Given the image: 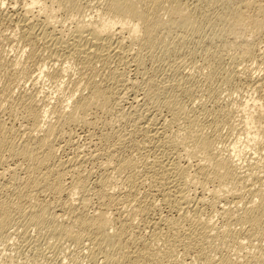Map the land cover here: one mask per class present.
I'll list each match as a JSON object with an SVG mask.
<instances>
[{
  "label": "rangeland",
  "instance_id": "rangeland-1",
  "mask_svg": "<svg viewBox=\"0 0 264 264\" xmlns=\"http://www.w3.org/2000/svg\"><path fill=\"white\" fill-rule=\"evenodd\" d=\"M105 1L106 0H70V2H73L71 4L80 8V9L78 8L80 13H78V14L73 13L75 16V18H74V16L72 15V12H70L71 9H69V7H67V8L65 7L66 10L67 9L69 10V12H68L65 10L64 6H61L60 8L58 6L56 8L57 5L53 4L52 6H54V7H52V8H54L55 11L53 12L52 8H50V10H49L50 12L51 11L53 12V15L51 14L52 12L50 13L49 11H44L45 14L43 13V11H42L43 14L41 12H36L37 11L36 8L33 10L34 13H32V11L29 13V12H26V9H24V7H25L24 5L26 3V0H24V1L23 0H0V3L3 2V5H4V6L0 5V11H1L0 12V53H1L0 59L1 60L3 59L2 61L0 60V62H1L0 63L1 64L0 65L1 66L0 67V100H1L0 101V103H1L0 104V122H1L0 124L5 126V128L7 127L9 135L10 136L12 135L11 140L16 139L17 142L16 141H13V142H15V144L17 146L19 145L18 147H21L22 145H27L28 143H29L27 145L28 147L33 145V143L35 144V142H36L35 140L30 141V140H28V137L26 138V136H28L27 135V132H28L27 129L30 126L32 127V124H31L32 120L30 119L31 116L28 115V109L29 108L27 106H29V105L35 106L36 105L35 108L38 109L37 111L39 113H41V115L44 114V110H45V112L46 111L47 112H46L45 117L41 116V118L38 119L39 123H37L38 126H37V128L35 127L36 129L33 132L34 136H35L33 139H36V135H37V138H39L45 134V133H43L44 128H45L44 125H46L47 122L49 121L50 123H52L55 126V129H56L55 132H53V134L51 136L49 135L50 138L52 139L50 141L52 142V145H54V147H55V149L53 148L54 149L53 151H55V153L53 152L54 153L53 161H51L54 164V167H56L55 165H57L60 161L62 163L65 162V164H66L68 162L67 160L69 158H72V157L74 158V161L73 160L70 161L72 164L70 162H68L69 164L67 163L70 168H68V165H67V167L65 165V167H63V168L58 167V169H60L61 171L63 170L64 176H65L63 178L64 182H62L63 186H64V188H63L64 192L61 191L58 194H54V193H51V191H43L42 192V191L36 190V193L35 192L32 193V191H33L32 188H30V189H32V190H30L29 188H26L24 186L25 189H22L23 188L22 186L24 185L23 183H25V180L28 179V177H29V173H30L29 167H31L30 163L32 164V162L27 161L24 158L19 157V156H17L16 158L13 156H10L5 151H3L5 156L3 155V153H0V162H1L0 163V166H1L0 171L2 170L3 173L5 174L3 176L2 175L0 176V186H1L0 192L3 191V193L1 192L2 195L0 194L2 197L1 198L2 200L1 199L0 200L2 202L3 199L6 198L5 196L8 194L7 199H8V197H10L9 200L6 199L3 202H5V201H7L6 203H10V202L12 203L13 202V204L15 203L14 206L18 202V204L15 207L12 204V206L14 208L17 207V209L21 204V207H19V209H21V210L18 209L17 210L18 212L16 211V209L11 210L10 214L13 217L10 215L11 220H10V223L8 225V229L6 228L5 231H3L0 234V264H102V262H101L102 259L100 256L101 253L94 251L95 249L94 250L89 249L88 248L89 243L87 244L88 240L87 241L84 240V242L82 241L83 243L81 242V244H83L85 246L81 245L80 243H78L77 245H79V246H77L75 242L72 243L73 241L70 242L69 239L66 240L67 238H65V237L63 238V236L61 237V236H59V234H56V233L54 234V232L51 233L52 231L50 229V226L47 227V225H43V226L37 225L36 223H33V221H31L33 212L35 213L36 210H38V208L41 207V205L43 206V204L46 203L45 206L47 205V208L48 207L49 208L47 209L48 211L45 212V213L48 212L47 213L48 215L44 214L45 215L44 219H46L47 222L50 223V221L53 219V217H55V219H56L55 221L57 223H62V222H64V223L68 222L69 223L70 220L69 221H67V220H68V218L70 219V216L72 215V213L70 210H68V212H67V209H70V207H68L66 205H67V203H72L73 201L74 202L72 203V205L74 207H78V210L83 211L82 212L83 214H85V215L88 214V217H89V215L90 216H91V214L93 215L95 210L100 208L101 204H102V206H101L102 208L106 205L105 202L101 203L102 200L99 197L100 196L99 192H100V194L116 193L117 195L120 196V198L122 197L120 202H118L120 199L118 197V201L113 202V203H109L108 205H106V207H104L108 210L109 214H110V211L113 209L111 211L112 215L111 214L109 215L110 220L113 223V226L115 228L118 227L119 226L118 224H120L119 222L121 221V218H122L121 222H124L123 220L131 219V220H129L130 225H127L128 226L127 229H129L128 234H127V239H128V243H129L128 246L132 245L129 248L131 249V251L139 249V248H144V243H147L146 245L149 246L150 251H154L155 253H156V250L160 251L159 252L160 255L158 252L156 254L157 256L155 255L158 260H162V257H163V260L159 261L160 263L156 262L157 264L158 263L159 264H161V263L162 264H168L167 261L169 258H170L169 260H171V262H170L171 264H204L205 263L204 259L199 257V256H201L200 250H199L200 246L197 245V243H195V242L193 243V240L191 238L189 239L188 238L189 236L186 235L187 233H185V232H188V229H191L190 226L192 227V225H194V223H196V222H193V220H195L194 218H196V217L198 219L200 218L202 220V222L203 221L206 222L209 219L212 223V224H210V226L212 227L210 229H212L214 232L210 229L209 230L211 231V234L213 236L211 238V239H213V240H211V241H213L212 244L215 245L214 246L215 248L217 247L212 254L215 256V258H217V257H219V255H223V254H228V255H233V254L234 255L235 254L241 255V254H243L245 256V258L242 255L241 256L244 258V260L246 258H247V260H249L253 255L254 256H255V254L257 255V250H259V249H257V247H255V248L253 247L257 243V241H253L255 239L252 238L249 240H245L246 246L243 245V247L237 248L236 246H233L232 244H230V242L228 243V245H227V243L222 244V242H220L222 240L220 238H222V237H219L222 235H220V234L218 235V233H220L219 230H221L224 226V220L222 218L221 213L225 208H228L231 206L233 207V205L235 203L234 200H232V198H229V197H228L229 199L227 198V200H225L226 198H222L221 195L216 196L214 199V197L212 196L213 194H212L211 188H213L212 186L215 184V182L213 183L212 181L210 182L208 180L207 181L205 180L206 181L205 182L204 178L202 176H198L196 174V171H195L196 170L195 169L196 168V166H195L196 162L195 161L198 159L195 157H190V158H189V156L187 157V154L185 153L184 147H186L185 146V142H186L185 139L187 137V135H185V134H187L188 131L191 129L195 130V131L197 130L203 134L205 132L206 133L205 135H208V136L211 135L210 136L211 138L214 137L213 140L214 139L216 140V141L214 140L215 145H216L215 147L219 148V150L217 148V153L221 152L222 154H226V155L228 154L227 152H228V149H230L229 148L230 145L237 138L242 136L240 139L247 140L246 136H245L246 134H244V133L245 132L247 133L248 132L247 130H249V129L247 126L245 127L246 124H244L246 122L245 115L247 116V114L251 113V112L254 113V111H255L254 109H256V111H257V108L260 105H262V110L264 111V89H263L264 88V85H263L264 84V82H263L264 81V29L263 30L258 29L256 31H251L247 27L248 29L244 28L241 30H234L237 32L233 33L232 31L231 32L228 31L225 28V26L222 27L224 25L223 22L225 23V18L223 16H225V17L227 16L225 14L226 10L228 9V11H231L232 9L234 10L236 8L240 9L241 7H242V9H244V7H243L244 0H231V2L233 4H230L229 0H228L229 2L226 0L225 1L221 0L220 3L218 2L220 0H213V3L210 2L209 0H202V1L196 0L198 3L195 0H181L182 3H180V1L178 0V4L179 5L181 4V7H182V4H183V6H185V7H183V9L185 8L186 10H188L189 7L191 9L193 8L192 9L193 11L189 8V10L187 12L191 11L189 13L192 14V16H191L192 19H195L192 21H193V26L194 27L196 26L195 27L196 29L192 28V30L189 33L187 30H184V29L179 30L178 29V30H176V33H175V31L171 32V34L169 33L170 36H168V34L166 35L165 33H163L162 37L164 36L163 39H164V42L166 41V44L165 45L164 44L163 45L162 44L156 45V47H153L156 50L152 51L153 48L149 49L151 52L148 50H143L142 46H140V44L138 45L137 42H131L130 43V40L127 38V34H126V35H124L125 38L123 39V40H125L127 38L125 41H123L124 42L123 46H125V48L123 47L122 51L120 50L121 52L118 53L119 56H117L118 54L113 55L114 56V57L112 56L113 59L111 58V56H110V58L109 57L107 58L106 56H100V57L97 56V57L91 58L92 63L90 60L88 66H85L83 64L80 65V59H79L78 53L75 52L73 54L72 48H71V50L70 49L68 50V48H70L71 45L67 44V41H65V40L69 39L70 37H73V34L75 33V30H76L75 25L77 24V21L82 20V17H83V19H86V18H90L94 15L93 19L95 18V21L98 23L100 21H102L101 19H103V18L106 19L107 15H105L104 10H103L105 7L104 5L106 3ZM254 1L258 2L259 0H254ZM261 1L262 0H260L259 3H264V0H263V2H261ZM237 2H238V4H237ZM241 2H242V4H241ZM201 3H203L202 4L203 6L201 5ZM204 3H206V4L204 5ZM211 3L213 4L214 8L211 5ZM239 3L241 5H239ZM50 4L51 3L49 2L48 5H50ZM193 4L195 5L196 8L194 7ZM196 4H198V5H196ZM215 4H216V11L217 12L214 11L215 10ZM165 5H167V3H165ZM221 5H222L224 11L222 10ZM9 7H10V9H9ZM199 7H200V9H199ZM205 8H207V9H205ZM250 8H248L247 11L249 13L248 12L247 13L249 15H250V13L256 14V10H255V12L254 11L252 12V10L255 9V6L250 7ZM209 10H210V12H209ZM244 10H246V9H244ZM24 11L27 13V15H26V13L24 14ZM206 11H208V12H206ZM47 12H49L50 14L48 13L49 14L48 15ZM192 12H194V15ZM221 12L223 14H221ZM96 13L100 18L96 15ZM101 13H102V16H101ZM208 13H209V15H208ZM218 14H219V16H218ZM32 15H33V17H32ZM78 15H79V17H78ZM214 15L216 16V18L214 17ZM193 16H194V18H193ZM203 16H205V18H203ZM45 17L47 19H45ZM80 17H81V19H79ZM200 17H201V19H204V20H201ZM209 17H211V19L212 18H215V19H213V20L209 19L210 20L209 21L208 20ZM31 18H33V20ZM25 19H26V21H25ZM27 20L29 21V24H28ZM17 24L19 26H17ZM27 24L30 25V27H31L29 29L30 32L32 31L31 37L30 36L26 37L27 34H26L25 30L28 27ZM46 24H48L47 26H49V27H47ZM31 25H34L35 29ZM21 26H22V29L20 28ZM31 29H33V30H31ZM22 30H24V31H22ZM60 30L62 32H64L65 35ZM43 31L46 33L47 32L49 33V34H47L48 35L47 38L42 37L44 34ZM177 31H179V32H177ZM182 32L185 34H183ZM180 33H182L183 35ZM50 34H52V36L54 35L53 38L57 39L58 42H56V40L55 41L49 40ZM40 35H41V37H40ZM213 35H215V36L213 37ZM60 36H62V37H60ZM65 36H66V39H65ZM166 36L169 38V40H167L168 38ZM22 37H24V39ZM60 38H62V39H60ZM71 41H72V38H70L68 40L69 43ZM47 42H49V43L47 44ZM55 42H56V44H55ZM64 42H65V45H64ZM127 42L130 44H128ZM52 43H54V44H52ZM59 43H60V46H58ZM132 43H134V44H132ZM167 43H168V45H167ZM31 44L33 45L32 47H31ZM125 44H127L130 48L128 47V49H127V45H125ZM243 45H247L250 48L251 52L249 54L245 55L241 51ZM63 46L65 48L68 47V48H66L67 50L64 49ZM162 46L166 47V48L164 47L163 51L161 50L163 48ZM239 47H241V49ZM137 49L139 52L137 51ZM165 49H167L168 51H166ZM144 51H145V53H144ZM146 52L148 53V55ZM149 53L152 54L153 56L149 55ZM141 55H142V57H141ZM134 56H137L138 58L140 57L139 58L140 61L138 59V61L136 63L134 60H132L134 58ZM100 61H101V63H100ZM139 62L140 63L143 62V63L140 64ZM134 66H135V68H134ZM62 68H66V70L64 69L65 73L62 71L63 70ZM81 68H83V69H81ZM224 70L225 71L228 70L231 72L226 71V73H225ZM117 71H119L120 73ZM39 72H41V73H39ZM53 72H54V74H53ZM57 73H61V75L59 74V76H58ZM92 73H93V75H92ZM227 73H233V74L231 75V74H227ZM38 74H41V76H38ZM49 74H51V75H49ZM94 74H95V76H94ZM85 75H86V77H89V75H90L89 80L90 79L93 80L94 83L99 88L102 87L100 89L108 88V89H105L108 93H112L113 91L115 92V93L113 92V94H111V99H110V100H112V103L110 101V104H112V106L110 105V108L112 107L114 109L115 113L114 112L112 113V111H113V110H111L112 108L110 109L111 111L109 113H107V111H105V110H102V109L100 110V108H93L95 110V112L92 109V111H91L92 115L87 116V115H90L91 112H89L87 115H85L86 113H84V115H82L83 113L80 112L79 110H77V112L74 111L76 114L73 112V114L71 115L72 118L71 119L69 118L70 123L67 124L68 122L63 121L64 119L66 120L65 117L61 118V119H58L56 117V115H55L56 113L54 112V108H57L58 106L61 108L62 105L65 106L66 105L65 101H67L66 98H68L66 96H70V95L74 94L72 96V99H70V103H69L70 106H73V107L75 106V104H73L75 101L80 100L84 96H88V94L90 93V90H89V87H87V81H89V80L86 79ZM113 75L116 77H113ZM177 75H178V77H177ZM184 75H186V76H184ZM228 75H230L232 77H229ZM233 75L235 76L234 78H233ZM109 76H111L110 80L113 77V79L111 81L108 78ZM224 76H226V77H224ZM227 76L229 77V80H227L228 79ZM36 77H40V78H38V80H36ZM106 77L109 80L108 82H107ZM120 77H121V79H120ZM180 77L182 79L184 78L183 79L184 81H181L182 79ZM174 79H175V81H174ZM230 79H232V80L234 79V80L232 81ZM149 80L150 81L152 80V82L150 83ZM171 80L174 81V83L179 81V84H177L178 86L174 85L173 86L174 88L173 87H171V88L167 87L165 89V92H168V94H169L168 96H172V98L174 100L173 102L176 103V104H174V106L176 105L175 110H174V112L177 114V117H175L176 119L172 116V114L170 112H168L162 106V105H164L162 103L165 100V97L167 96V94L164 93V96L166 95L165 97H163V96L159 97L158 96V98H156V96L153 95L154 92H156L160 89L159 87L167 86L171 82ZM62 81H64V82H62ZM33 82H34V85H33ZM59 82H62V84ZM84 82L86 83V86H85ZM146 82H148V83H146ZM228 82H230L231 84ZM180 83H182V84H180ZM60 84H61V86H60ZM101 84H103V85H101ZM118 84H120V85H118ZM146 84L148 85V87L146 86ZM110 86H111L112 90H111ZM184 86H187V87H184ZM157 87L159 89H157ZM257 87H259V88H257ZM85 88H87V89H85ZM109 88H110V90H109ZM115 88H116V90H114ZM153 88L156 91L155 90L153 91ZM87 90L89 92H87ZM117 90H118V92H117ZM151 90L153 91V93H151ZM142 91L149 93V95L147 96V98L149 99L148 101H147L145 94H143ZM175 92L176 93L179 92L177 94H178V97H180V98L176 97L177 95L175 94ZM21 95L24 97V99H23V97L21 99ZM81 95H82V97H81ZM112 96H114V97H112ZM119 96H120V99L117 100V98H119ZM151 96H152V98L154 96L155 97L152 99ZM37 97H41V98L37 99ZM144 98H146V99H144ZM160 98L161 99L163 98V99L161 100ZM166 98H169V97H166ZM176 98L179 99L180 102H178V100ZM20 99H21V102H20ZM28 99L30 101L31 100L32 101L30 102V101H28ZM34 99L36 102L34 101ZM254 101H256V102H254ZM113 102H116V103H113ZM156 103L157 104L159 103V105H157ZM25 106L27 107L26 109L22 108ZM256 106H257V108H256ZM176 107H178V108H176ZM48 108H49V110H48ZM69 108H71V107H69ZM156 108H157V110H155ZM181 108H183V109H181ZM40 109L42 110V112H40L41 111ZM140 109L142 111H140ZM145 109L147 112L149 111L150 113H152L154 111L153 113L158 112L156 114H158V115L160 114L159 116L156 115V119H157L158 123H156V122L153 123V125L157 124L156 126H154V128L156 127V129H158L161 126L158 129L159 130V134H158L159 136L155 137V138L160 140V142H158V143H157V141H159V140H157V139L154 140L155 138H153V140L147 139V137H146L147 135H146V133H144V131H145L144 128L142 129L141 126L138 124V121H136L137 118H138V120H139V118H141V115H140L141 113L143 115L144 114L143 112H146ZM150 109H152L153 111H151ZM176 109H179V110H176ZM202 109L203 110L205 109L206 110L205 112H207L208 115H206V113ZM66 110L69 112L68 107ZM97 110H100V111L97 112ZM191 111H193L194 115L199 113L198 115H195L196 119H195V122L193 125H189L187 123L186 119H184L185 117H188V115H190V114H191L190 115L191 117L194 116V115H192L193 113ZM256 111H255L254 115L256 114ZM99 112H100V114H99ZM118 112H119V115L117 114ZM201 112H204V113H201ZM25 113L27 114L26 115L27 117L29 116L28 118L25 116ZM95 113H96V115H95ZM121 113L125 116L122 117ZM187 113H188V115H187ZM209 113H210V115H209ZM74 114L76 115V117ZM97 114H98V116H97ZM104 114H105V116H104ZM108 114H112V115L110 116ZM99 115H100V117H99ZM136 115H138V117ZM183 115L184 116L187 115V116L184 117ZM85 116H86L85 119L90 121V122H92L93 120L96 119L95 116L97 118H100V119L102 118V119L101 120L99 119L98 120L99 122H95L94 125L92 124L89 126V124L84 123V121H83L84 119H79L80 117L82 118ZM93 116H94V118H93ZM130 116L131 117L134 116V117L131 118ZM196 116H198V117H196ZM109 117L111 118V120ZM261 117H262L261 119H258L261 122L256 121L258 124L255 122L257 125L256 127L258 128V131H259L258 132L259 136H257V143H258V140H259V143L257 144L255 142L254 143L255 145H254L251 142V144H252L251 145L249 142L246 144L245 140H243V143L241 141H240V143L239 142L237 143V146L242 150L239 153L240 158L237 161V164L240 163L238 165H240V167H242V168L238 169V171H240L239 173L241 175L248 174V176H245L246 180H248V181H245V183H247L248 186L250 185V187H248V186L247 187L251 188L252 189L251 191L255 190L258 187L257 185H258V182H260V180L264 181V166H263V163H264V115H262ZM27 119H29L31 121H29ZM72 119H74V120H72ZM105 120H107V121H105ZM108 120L111 123L108 122ZM198 120L200 121V123L198 122ZM73 121H75L74 124L72 123ZM163 121H165V122H163ZM175 121H177V122H175ZM61 122H62V124H61ZM103 122H105V123L107 122V123L104 124ZM196 122H198V124H195ZM134 123L136 126L135 128H137V129H134V125H133ZM185 124H186V126H185ZM63 125H64V127H63ZM137 125L139 127H137ZM141 125L144 126V124H141ZM153 125H152V127H153ZM195 126H198V127L196 129H194ZM192 127H194V128H192ZM199 127L201 128V130H199L200 129ZM10 128H12V129L9 130ZM164 128H165V130H163ZM160 129H162L163 131H166V132L162 133L163 134L162 135L160 133ZM162 130H161V132H163ZM12 131L14 133H12ZM57 131H59V132H57ZM185 131H186V133H185ZM202 131H204V132H202ZM254 131H256V128L250 129V132H254ZM165 133H166V135H165ZM91 134H92V136H91ZM144 134L146 136H144ZM159 137H161V138H159ZM168 137H169V140H168ZM140 139H143V141ZM145 139H146V141L151 140L150 142L147 141L148 143H151V144H148L145 141ZM162 140H164V142ZM30 142H31V145H30ZM142 142H146V143H142ZM176 142H177V144H176ZM118 143H120L121 145H119ZM159 143H161L160 146L161 145L163 146L164 143H165V145L169 143V145H167L166 147H165V145L163 147H160L158 145ZM170 143L173 144L172 146H174L175 149L171 146ZM145 144L147 145L148 148L145 147L146 146ZM152 144L153 145L155 144L157 146H155V145L153 146ZM117 146H119V147H117ZM168 146H169V148L172 147V149H168ZM114 147L117 149H115ZM146 148H147V150H146ZM158 148L159 149L162 148V149L160 151H158L159 150ZM110 149H113V150L111 151ZM148 149H150V150H148ZM165 149L168 152H166ZM115 150H117V151L114 152ZM155 150L157 152H163L164 151L163 154L165 157H168L169 156L168 154H171L170 150H173L171 152L175 151V155H177L179 152L180 162L183 165H187L188 167H190L192 165L190 167V169L188 168V171L190 170L188 172V174H189V177L191 179V180L188 179V181H190L188 183L189 184L188 185L189 186L188 187L189 193H190V196H194L196 198L201 197L202 202L199 200L197 205L194 204L195 202L191 203V204L189 203L190 205H192V207L191 206L189 207L188 204L183 205L182 208H180V210L185 211V210L189 209V212H187L188 216H186L187 215L186 212L182 211L185 214L184 215L183 213H181V211H179V209H178V211H177V209L174 210L169 204H165L167 202H165V200H163V198L161 197V195H160L161 192H157V191H159V189H157L158 188L157 184L153 183V181H151L150 179H147L146 181H143L141 183L140 182L137 183L138 185L136 184L134 186L135 190H137L135 192V190H132L133 189L132 187H130L129 185H126V183H125V175L127 174V171L121 172L119 169H117L120 166V165L118 166V164H121L122 162L125 163L126 161H127L126 163H128L130 161L129 162L130 164L136 163L137 165H141L142 160L147 159L146 161H152V159L156 153ZM82 151H83V153H82ZM149 151H151V152L149 153ZM215 151H216V149H215ZM111 152H112V154H111ZM138 152H139V154H137ZM151 153L152 154L154 153V155H151ZM92 155H93V157H92ZM140 155L143 157V159ZM2 156L6 157V159L4 158V160H3ZM96 156H97V158H96ZM181 156H182V158H181ZM110 157H112L111 158L112 160L110 159ZM128 157L130 159H128ZM7 158H8V160H7ZM136 158H138V159H136ZM105 159H107V160H105ZM1 160H3V161H1ZM26 161L28 162V164H26ZM56 161H57V164H55ZM188 161H190V162H188ZM112 162L114 163V165ZM77 165H78V167H77ZM10 166L13 168H11ZM7 167L8 168L10 167V168L8 169ZM14 167H15V169H14ZM27 169H28V171H26ZM78 169H80V170H78ZM141 169H143L142 166H140V170ZM5 170H7V171H5ZM2 171L0 172L1 174H3ZM13 171H16V173L14 172L15 176L12 175ZM10 172H12V173H10ZM27 172H29V173H27ZM16 174L19 175L20 177L17 176ZM10 175H12L13 179H12V177H10ZM22 175L24 177H22ZM32 175L33 174H30V176H32ZM72 175H73V177H70ZM74 175H75V177H74ZM78 175H79V177H78ZM107 176L109 179L107 178ZM8 177L10 179L9 182L12 179V181H11L12 184H9V186H8L9 189H8V187L5 188L7 190L6 191L5 189H3L4 188L3 185L9 183ZM77 177L83 179L84 181L86 180L85 183L83 181L84 184L81 183L82 186H81V184H79V185L77 184L78 186L75 184L76 180L78 179ZM198 178H200L199 181H202V185L199 184ZM248 178L249 179L251 178V179L249 180ZM18 179H20V180H18ZM16 180H18V181H16ZM195 180H197V181H195ZM1 181H2V183H1ZM253 181H255V182L257 181V183H254V185L252 186L251 183ZM203 182H205L206 184H204ZM14 183H16L17 185H13ZM19 183H20L21 187L19 186ZM139 184H141V185H139ZM155 184H156V186H154ZM13 186H15V187H13ZM17 187H20V188L17 189ZM12 188H15V190H17V191H14V189H12ZM138 189H139V191H138ZM210 189H211V191H210ZM18 190H19V192H18ZM4 192H6V193H4ZM13 192L15 194L17 193V195H15L17 197H13L14 196ZM19 193H21V194L19 195ZM22 193H24V194H22ZM25 194L27 196L29 195L30 197L29 196L27 197ZM32 194H33V196H32ZM248 195H249V192L246 193V195H244V197H246L245 199H239L240 201H238L236 199L238 202V206L241 207L240 209H242V207H245L247 205L246 202L250 198V196H248ZM19 196H21L23 198H21ZM31 196H32V198H31ZM59 196H60V198H59ZM135 196H136V199H135ZM83 197L85 200L83 199ZM19 198H21V199H19ZM202 198H204V199L202 200ZM53 199H54V201H53ZM83 200L86 202H84ZM117 202H118L119 206L117 205ZM82 204H84L85 206ZM35 205L36 206L39 205V206H37L38 208H35L36 207ZM138 205H141V207H145L146 212L144 214L140 215L139 213H137L138 212L137 211ZM64 206H66V208ZM83 206H84V208H83ZM108 206H110V208H109L110 211L107 208ZM187 206H188V208H187ZM195 206H197V208L199 210H196L197 208H195ZM63 207L65 208V211L62 210ZM81 207H82V209H81ZM22 208H24L23 209L24 211L22 210ZM135 209H137V210H135ZM78 210H76V211H78ZM119 210H121V211H119ZM133 210H135V211H133ZM113 211H114V213H112ZM12 212L16 213V214H13ZM132 212H134V213H132ZM179 212L181 214V217H183L182 218L183 220L179 219L181 217L178 218V216H180ZM195 212L196 213L200 212L199 215L201 217H199V215L196 214ZM21 213H23V214H21ZM118 213L120 216L118 215ZM24 214H25V216H24ZM58 214H61V216ZM27 215H29V216L27 217ZM125 215H127L126 216L127 218L124 217ZM131 216H133L134 218L133 217L130 218ZM117 217H119V219ZM29 218H30V220H29ZM114 218H115L116 222H114V220H113ZM166 218H168V222L170 221L169 220L170 218H171V220H175V222L170 221L172 223H175V225L178 223L179 220L182 221V222L179 221L180 226H177L179 224L176 225V229L179 227V229L176 230L177 233L176 232L171 233V231H170V233H168L169 232L168 229L166 231V229H165L166 228L165 222H167V220L165 221ZM176 218L178 219V221H176L177 220ZM210 218H212V219H210ZM57 219H58V221H57ZM132 219H134L135 222H132V221H134ZM48 220H50V221H48ZM163 220H164V222H163ZM190 221H191V223H190ZM30 222H31V224H30ZM156 222H163V223L159 224ZM135 224H136V226H135ZM44 226H45V228L47 227V229L43 228ZM129 226H132L133 228H131V227L129 228ZM158 226L162 230V232L158 228ZM114 227L112 228L113 230H114ZM153 227H155V228H153ZM48 229L50 230V232L47 231ZM153 229H155V230H153ZM74 230H76V227H74ZM152 230H153V232H152ZM178 230H180V231H178ZM155 231L156 232L158 231V232L155 233ZM4 232L6 234H4ZM158 233H160V234H158ZM167 234H169V235H167ZM175 234L176 235L178 234V236H176ZM179 234H181L180 241L182 240V236H183V242L184 243L178 241ZM128 236H129V238H128ZM137 236H139V238ZM172 236H174L173 237L174 241L171 240ZM58 237H60V240ZM154 237H156L155 238L156 243L154 244V245H156V247L151 245L152 244L151 239L152 238L154 239ZM169 237H171V238H169ZM176 237H178V238H176ZM55 238H56V240H55ZM131 238H132V240H129ZM167 239L169 241L175 242V243L171 244ZM26 240H27V242H26ZM134 240H136V241H134ZM138 240H139V242H138ZM147 240H148V242H147ZM144 241H146V242H144ZM165 241H166V243H167V241L170 243V245L167 243L168 246L176 245L173 247V249L175 251L174 252L172 251L173 254L170 257L168 256L169 254H167V253H165L166 255H164V253L162 255V252H164L166 250V249L165 250H163V249L166 248V246H167V244L164 245ZM177 241H178V243H183L184 245L183 244L178 245L176 243ZM136 242H138V243H136ZM149 242H150V244H149ZM253 242H255V244ZM251 243L254 245H252ZM193 244H195V245H193ZM104 246L105 245H103V249H108L107 246H105L106 248ZM136 246L137 247L140 246V247L136 248ZM183 246L186 247L188 249V251H187V249L185 250ZM188 246H190V248H192V249H189ZM152 249H155V250H152ZM197 249H198V251H197ZM94 253H98V254H96L97 256ZM161 255H162V257H161ZM93 256H95V257H93ZM159 256L161 257V259ZM166 259H167V261H166ZM158 260H156V261H158ZM202 261L204 263H202ZM258 261L259 260L254 258V262H252V263L253 264H263V262H260L261 260L259 262Z\"/></svg>",
  "mask_w": 264,
  "mask_h": 264
},
{
  "label": "bare ground",
  "instance_id": "bare-ground-1",
  "mask_svg": "<svg viewBox=\"0 0 264 264\" xmlns=\"http://www.w3.org/2000/svg\"><path fill=\"white\" fill-rule=\"evenodd\" d=\"M24 1V0H23ZM180 1V3H182L181 2V0H179ZM196 1V0H195ZM199 1V0H198ZM202 1V0H201ZM210 2H212L213 3V0H209ZM208 1V2H209ZM223 1H225V0H223ZM226 1H228V0H226ZM230 1V2H229ZM228 2L230 3V4H233L232 2H231V0H229ZM260 1V0H259ZM259 1L258 2H256V1H254V0H244V2H243V7H244V9H246V10H244V9H242V7L240 8V9H232L231 11H228V9L226 10V17L225 16H223L224 18H225V23L223 22V26L222 27H224L225 26V28L228 30V31H232L233 33H235V32H237V31H234V30H241V29H244V28H249L251 31H256V30H260V29H264V3H259ZM49 2L51 3L50 5H48L49 4ZM106 3H105V7H104V13H105V15H107V18L106 19H101L102 21H100L99 23L98 22H96L95 21V18L93 19V16L92 17H90V18H86V19H83V17H82V20H80V21H77V24L75 25L76 26V30H75V33L73 34V37H70V38H72V41L69 43L68 42V40L70 39L69 37V39H67V40H65V41H67V44H69V45H71L70 46V48H68V47H66V48H68V50L70 49L71 50V48L73 49L72 51H73V54L75 53V52H77L78 53V56H79V59H80V65L81 64H83V65H85V66H88V64H89V61L91 60V58H93V57H100V56H106L107 58L109 57L110 58V56H111V58H112V56L113 55H116V54H118L119 52H121L122 51V48L124 47L125 48V46H123L124 45V42L123 41H125L127 38L130 40V43L131 42H137L138 43V45L140 44V46H142V48H143V50H148V51H150L149 49H151V48H153V47H156V45H165L166 44V41L164 42V39H163V37H162V35H163V33H165L166 35L168 34V36H170V34H171V32H174L175 31V33H176V30H182V29H184V30H187L188 31V33L192 30V28H195L194 26H193V21L192 20H195V19H192V14H190L189 12H191V11H189V12H187L188 10H189V8H188V10H186L185 8V10L183 9V7H185V6H183V4H182V7H181V4L179 5L178 4V0H106L105 1ZM197 2V1H196ZM195 2V3H196ZM206 2V1H205ZM209 2V3H210ZM219 3L221 2V0L220 1H218ZM217 2V3H218ZM227 2V3H228ZM261 2H263V0L261 1ZM71 3H73V2H70V0H26V3H25V7H24V9H26V12H31L32 11V13H34L33 12V10L36 8L37 9V11L36 12H41L42 13V11H43V13H44V11H49L50 10V8H52V7H54V6H52L53 4H55V5H57L56 6V8L59 6V8L61 7V6H64V8L66 7H69V9H71V11L70 12H72V15L74 16V14L73 13H80V11H79V7H77V6H75V5H73V4H71ZM104 3V2H103ZM165 3H167V5H165ZM198 3V2H197ZM207 3V2H206ZM206 3H204V5L206 4ZM211 3V5L213 6V4ZM224 3V2H223ZM222 3V4H223ZM203 3H201V5H202ZM208 4V3H207ZM236 4V3H235ZM237 4H238V2H237ZM241 4H242V2H241ZM240 3H239V5H241ZM256 4V5H255ZM0 5H3V2L2 3H0ZM194 5V4H193ZM196 5H198V4H196ZM200 5V6H201ZM219 5V4H218ZM226 5V4H225ZM224 5V6H225ZM228 5V4H227ZM4 6V5H3ZM13 6V5H12ZM203 6V5H202ZM201 6V7H202ZM210 6V5H209ZM211 6V7H212ZM235 6V5H234ZM255 6V9H253L252 10V12L254 11L255 12V10H256V14H251L250 13V15L248 14L249 12L247 11L248 10V8H250V7H254ZM194 7H195V5H194ZM198 7V6H197ZM206 7V6H205ZM221 7H222V5H221ZM5 8V7H4ZM55 8V9H56ZM58 8V9H59ZM66 8H65V10H66ZM79 8V9H78ZM99 8V7H98ZM196 8V7H195ZM204 8V7H203ZM210 8V7H209ZM213 8H214V6H213ZM225 8V7H224ZM229 8V7H228ZM231 8V7H230ZM233 8V7H232ZM9 9H10V7H9ZM53 9V12L55 11L54 10V8H52ZM62 9V8H61ZM102 9V8H101ZM191 9V8H190ZM193 9V8H192ZM191 9V10H192ZM199 9H200V7H199ZM205 9H207V8H205ZM218 9V8H217ZM226 9V8H225ZM251 9V8H250ZM195 10V9H194ZM221 10V9H220ZM219 10V11H220ZM222 10L224 11V9H223V7H222ZM230 10V9H229ZM4 11V10H3ZM66 11H68L69 12V10L67 9ZM193 11V10H192ZM214 11H216V4H215V10ZM228 11V12H227ZM1 12V11H0ZM5 12V11H4ZM23 12V11H22ZM25 11H24V14L26 13ZM50 12V11H49ZM49 12H47V14L49 13ZM52 12V11H51ZM50 12V13H51ZM53 12L51 13L52 15H53ZM99 12V11H98ZM101 12V11H100ZM206 12H208V11H206ZM209 12H210V10H209ZM217 12V11H216ZM248 12V13H247ZM42 13V14H43ZM49 13V14H50ZM193 13V15H194V12H192ZM204 13V12H203ZM45 14V13H44ZM46 14V15H47ZM48 14V15H49ZM100 14V13H99ZM196 14V13H195ZM205 14V13H204ZM211 14V13H210ZM221 14H223L222 12H221ZM220 14V15H221ZM26 15H27V13H26ZM31 15V14H30ZM51 15V16H52ZM71 15V14H70ZM71 15V16H72ZM76 15V14H75ZM90 15V14H89ZM96 15H97V13H96ZM198 15V14H197ZM202 15V14H201ZM200 15V16H201ZM208 15H209V13H208ZM216 15V14H215ZM214 15V17L216 18V16ZM3 16V15H2ZM72 16V17H73ZM77 16V15H76ZM98 16V15H97ZM101 16H102V13H101ZM211 16V15H210ZM218 16H219V14H218ZM32 17H33V15H32ZM49 17V16H48ZM78 17H79V15H78ZM99 17V16H98ZM105 17V16H104ZM208 17V16H207ZM29 18V17H28ZM74 18H75V16H74ZM85 18V17H84ZM100 18V17H99ZM193 18H194V16H193ZM203 18H205V16H203ZM215 18H212L211 19V17H209L208 18V20L209 19H211V20H213V19H215ZM218 18V17H217ZM223 18V19H224ZM30 19V18H29ZM28 19V20H29ZM32 20H33V18H31ZM45 19H47L46 17H45ZM79 19H81V17L79 18ZM200 19H201V17H200ZM221 19V18H220ZM27 20V21H28ZM43 20V19H42ZM78 20V19H77ZM201 20H204V19H201ZM25 21H26V19H25ZM198 21V20H197ZM210 21V20H209ZM222 21V20H221ZM42 22V21H41ZM207 22V21H206ZM48 23V22H47ZM222 23V22H221ZM20 24V23H19ZM28 24H29V21H28ZM27 24V25H28ZM45 24V23H44ZM48 24H46V26H47ZM17 26H19L18 24H17ZM25 26V25H24ZM31 26H33V28H34V25H31ZM47 27H49V26H47ZM21 29H22V26L20 27ZM24 28V27H23ZM31 27H30V25H28V27H27V29L25 30L26 31V37H31L32 36V31L30 32V29ZM247 28V29H248ZM20 29V30H21ZM35 29V28H34ZM196 29V28H195ZM246 29V30H247ZM31 30H33V29H31ZM46 30V29H45ZM194 30V29H193ZM22 31H24V30H22ZM61 31V30H60ZM54 32V31H53ZM62 32V31H61ZM177 32H179V31H177ZM184 32V31H183ZM182 32V33H183ZM44 33V34H43ZM43 36L42 37H48V35L47 34H49L48 32L46 33V32H44L43 31ZM51 33V32H50ZM63 34H64V32H62ZM170 33V34H169ZM182 33H180V34H182ZM25 34V33H24ZM54 34V33H53ZM62 34V35H63ZM67 34V33H66ZM127 34V38L125 39V40H123L125 37H124V35H126ZM183 34H185V33H183ZM182 34V35H183ZM187 34V33H186ZM37 35V34H36ZM65 35V34H64ZM54 36V35H53ZM53 36H52V34H50L49 35V40H52V41H55L56 40V42H58L57 41V39H54L53 38ZM59 36V35H58ZM215 35H213V37H214ZM25 37V38H26ZM40 37H41V35H40ZM56 37V36H55ZM60 37H62V36H60ZM167 37V36H166ZM212 37V36H211ZM23 39H24V37H22ZM38 38V37H37ZM58 38V37H57ZM168 38V37H167ZM166 38V39H167ZM60 39H62V38H60ZM65 39H66V36H65ZM38 40V39H37ZM40 40V39H39ZM43 40V39H42ZM48 40V39H47ZM46 40V41H47ZM48 40V41H49ZM167 40H169V38L167 39ZM60 41V40H59ZM63 41V40H62ZM51 42V41H50ZM56 42H55V44H56ZM168 42V41H167ZM172 42V41H171ZM35 43V42H34ZM49 42H47V44H48ZM62 43V42H61ZM128 43V42H127ZM130 43H128V44H130ZM52 44H54V43H52ZM58 44V43H57ZM66 44V45H67ZM132 44H134V43H132ZM131 44V45H132ZM171 44V43H170ZM169 44V45H170ZM63 45V44H62ZM64 45H65V42H64ZM125 45H127V44H125ZM167 45H168V43H167ZM33 45L31 44V47H32ZM58 46H60V43H59V45ZM68 46V45H67ZM134 46V45H133ZM172 46V45H171ZM226 46V45H225ZM240 46V45H239ZM57 47V46H56ZM64 47V46H63ZM128 45H127V49H128ZM132 47V46H131ZM138 47V46H137ZM158 47V46H157ZM161 47V46H160ZM163 47V46H162ZM165 47V46H164ZM164 47L161 49L162 51H163V49H164ZM65 47H64V49H66ZM130 48V47H129ZM141 48V47H140ZM141 48V49H142ZM166 48V47H165ZM169 48V47H168ZM167 48V49H168ZM240 49H241V47H239ZM31 49V48H30ZM167 49H165L166 51H168ZM67 50V49H66ZM121 50V51H120ZM154 50H156L155 48H153V50L152 51H154ZM164 50V51H165ZM170 50V49H169ZM125 51V50H124ZM137 51H138V49H137ZM242 52H243V54H245V55H247V54H249L250 52H251V50H250V48L247 46V45H243L242 46V50H241ZM70 52V51H69ZM139 52V51H138ZM141 52V51H140ZM143 52V51H142ZM151 52V51H150ZM57 53V52H56ZM71 53V52H70ZM127 53V52H126ZM144 53H145V51H144ZM147 53V52H146ZM1 54V53H0ZM68 54V53H67ZM123 54V53H122ZM140 54V53H139ZM242 54V53H241ZM72 55V54H71ZM77 55V54H76ZM127 55V54H126ZM137 55V54H136ZM144 55V54H143ZM147 55H148V53H147ZM149 55H152V54H150L149 53ZM55 56V55H54ZM65 56V55H64ZM70 56V55H69ZM73 56V55H72ZM117 56H119V54L117 55ZM138 56V55H137ZM137 56H134V58L132 59V60H134L136 63H137V61H138V59L140 58H138ZM140 56V55H139ZM153 56V55H152ZM62 57V56H61ZM75 57V56H74ZM114 57V56H113ZM116 57V56H115ZM131 57V56H130ZM137 57V58H136ZM141 57H142V55H141ZM144 57V56H143ZM242 57V56H241ZM103 58V57H102ZM123 58V57H122ZM128 58V57H127ZM98 59V58H97ZM113 59V58H112ZM124 59V58H123ZM1 60V59H0ZM3 60V59H2ZM1 60V61H2ZM68 60V59H67ZM118 60V59H117ZM142 60V59H141ZM69 61V60H68ZM126 61V60H125ZM139 61H140V59H139ZM130 62V61H129ZM128 62V63H129ZM1 63V62H0ZM77 63V62H76ZM91 63H92V60H91ZM100 63H101V61H100ZM99 63V64H100ZM140 63V62H139ZM143 63V62H142ZM142 63H140V64H142ZM126 64V63H125ZM133 64V63H132ZM1 65V64H0ZM13 65V64H12ZM4 66V65H3ZM2 66V67H3ZM78 66V65H77ZM129 66V65H128ZM138 66V65H137ZM142 66V65H141ZM1 67V66H0ZM124 67V66H123ZM60 68V67H59ZM58 68V69H59ZM86 68V67H85ZM93 68V67H92ZM134 68H135V66H134ZM63 70V72H64V69L66 70V68H62ZM81 69H83V68H81ZM132 69V68H131ZM163 69V68H162ZM106 70V69H105ZM137 70V69H136ZM230 70V69H229ZM227 72H231V71H228V70H226ZM226 71L224 70V72L226 73ZM117 72H119V71H117ZM176 72V71H175ZM237 72V71H236ZM39 73H41V72H39ZM65 73V72H64ZM86 73V72H85ZM94 73V72H93ZM93 73H92V75H93ZM120 73V72H119ZM118 73V74H119ZM180 73V72H179ZM234 73V72H233ZM233 73H227V74H233ZM53 74H54V72H53ZM58 74V76H59V74L61 75V73H57ZM80 74V73H79ZM88 74V73H87ZM86 74V75H87ZM96 74V73H95ZM95 74H94V76H95ZM113 74V73H112ZM123 74V73H122ZM49 75H51V74H49ZM81 75V74H80ZM86 75H85V77H86ZM222 75V74H221ZM38 76H41V74H38ZM53 76V75H52ZM157 76V75H156ZM168 76V75H167ZM174 76V75H173ZM180 76V75H179ZM184 76H186V75H184ZM229 77H232V76H230V75H228ZM227 76V77H228ZM110 77L111 76H109L108 78H109V80H110ZM113 77H116V76H114L113 75ZM113 77H112V79H113ZM148 77V76H147ZM177 77H178V75H177ZM224 77H226V76H224ZM229 77H228V79L227 80H229ZM235 76L233 75V78H234ZM38 78H40V77H36V80H38ZM89 78H90V75H89V77H86V79L87 80H89ZM98 78V77H97ZM107 78V77H106ZM108 78H107V82L109 81L108 80ZM126 78V77H125ZM161 78V77H160ZM181 78V77H180ZM188 78V77H187ZM186 78V79H187ZM111 79V80H112ZM120 79H121V77H120ZM168 79V78H167ZM171 79V78H170ZM179 79V78H178ZM182 79V78H181ZM180 79V80H181ZM184 79V78H183ZM181 80V81H184V80ZM189 79V78H188ZM85 80V79H84ZM101 80V79H100ZM110 80V81H111ZM191 80V79H190ZM230 80H232V79H230ZM234 80V79H233ZM232 80V81H233ZM34 81V80H33ZM104 81V80H103ZM150 81V80H149ZM155 81V80H154ZM174 81H175V79H174ZM174 81H172L171 80V82L167 85V86H163V87H157V89H159L158 91H156L154 88H153V91L155 90L156 92H154L153 93V91L151 90V93H153V95H155L156 96V98H158V96L160 97V96H163V97H165L164 96V93L165 94H167V96L166 97H169V98H166L165 97V100L163 101V103L162 104H164V105H162L163 106V108H165L168 112H170L171 114H172V116L175 118V117H177V114L174 112V110H175V106H174V104H176V103H174L173 101V98H172V96H168L169 94H168V92H165V89L167 88V87H173L174 85H176V86H178L177 84H179V81L178 82H175L174 83ZM180 81V82H181ZM256 81V80H255ZM62 82H64V81H62ZM62 82H59V83H61L62 84ZM115 82V81H114ZM130 82V81H129ZM145 82V81H144ZM152 82V80L150 81V83ZM186 82V81H185ZM253 82V81H252ZM264 82V81H263ZM85 83V82H84ZM99 83V82H98ZM97 83V84H98ZM106 83V82H105ZM118 83V82H117ZM116 83V84H117ZM146 83H148V82H146ZM228 83H230V82H228ZM259 83V82H258ZM61 84H60V86H61ZM139 84V83H138ZM167 84V83H166ZM180 84H182V83H180ZM184 84V83H183ZM188 84V83H187ZM186 84V85H187ZM231 84V83H230ZM33 85H34V82H33ZM59 85V84H58ZM78 85V84H77ZM101 85H103V84H101ZM118 85H120V84H118ZM134 85V84H133ZM141 85V84H140ZM145 85V84H144ZM143 85V86H144ZM152 85V84H151ZM165 85V84H164ZM191 85V84H190ZM233 85V84H232ZM264 85V84H263ZM85 86H86V83H85ZM112 86V85H111ZM111 86H110V88H111ZM123 86V85H122ZM138 86V85H137ZM146 86L148 87V85L146 84ZM154 86V85H153ZM158 86V85H157ZM162 86V85H161ZM175 86V87H176ZM261 86V85H260ZM87 87H89V90H90V93L88 94V96H84V97H82V95H81V99L80 100H78V101H75L73 104H75V106L73 107V106H70V99H72V96L74 95H70V96H66V97H68V98H66L67 99V101H65L66 102V105L65 106H61V108L59 107H57V108H54V112L56 113L55 115H56V117L58 118V119H61V118H66V120L64 119L63 121L64 122H68L67 124H69L70 122V119L72 118V114H73V112L74 111H76L77 112V110H79L80 112H82L83 114L82 115H84V113H86L85 115H87L89 112H91L92 111V109L93 108H100V110L102 109V110H105V111H107V113H109L111 110H113L112 111V113L114 112V109L112 108H110V105L112 106V104H110V101H111V103H112V100H110L111 99V94H113V92L112 93H108L105 89H108V88H105V89H100V88H102V87H98L95 83H94V81L93 80H89V81H87ZM180 87V86H179ZM184 87H187V86H184ZM194 87V86H193ZM42 88V87H41ZM110 88H109V90H110ZM174 88V87H173ZM172 88V89H173ZM177 88V87H176ZM257 88H259V87H257ZM85 89H87V88H85ZM122 89V88H121ZM128 89V88H127ZM151 89V88H150ZM171 89V90H172ZM181 89V88H180ZM264 89V88H263ZM111 90H112V88H111ZM114 90H116V88L114 89ZM168 90V89H167ZM174 90V89H173ZM44 91V90H43ZM150 91V90H149ZM177 91V90H176ZM41 92V91H40ZM87 92H89L88 90H87ZM110 92V91H109ZM117 92H118V90H117ZM143 92V91H142ZM10 93V92H9ZM36 93V92H35ZM115 93V92H114ZM141 93V92H140ZM177 93H179V92H177ZM176 92H175V94L177 95H175L177 98H180V97H178V94H177ZM185 93V92H184ZM7 94V93H6ZM34 94V93H33ZM32 94V95H33ZM39 94V93H38ZM123 94V93H122ZM143 94H145V96H146V98H147V96L149 95V93L148 92H143ZM152 95V94H151ZM171 95V94H170ZM173 95V94H172ZM35 96V95H34ZM154 96V97H155ZM180 96V95H179ZM22 95H21V99H22ZM27 97V96H26ZM29 97V96H28ZM33 97V96H32ZM80 97V96H79ZM112 97H114V96H112ZM153 97V98H154ZM38 98H41V97H37V99ZM146 98H144V99H146ZM151 98H152V96H151ZM152 98V99H153ZM155 98V99H156ZM175 98V97H174ZM176 98V99H177ZM21 99H20V102H21ZM23 99H24V97H23ZM36 99V100H37ZM57 99V98H56ZM59 99V98H58ZM77 99V98H76ZM75 99V100H76ZM113 99V98H112ZM118 99H120V96H119V98H117V100ZM161 99V98H160ZM163 99V98H162ZM161 99V100H162ZM27 100V99H26ZM42 100V99H41ZM74 100V99H73ZM114 100V99H113ZM149 99L147 98V101H148ZM151 100V99H150ZM158 100V99H157ZM178 100V102H180L179 101V99H177ZM1 101V100H0ZM23 101V100H22ZM28 101H30L29 99H28ZM32 101V100H31ZM30 101V102H31ZM34 101H35V99H34ZM33 101V102H34ZM39 101V100H38ZM120 101V100H119ZM3 102V101H2ZM36 102V101H35ZM34 102V103H35ZM51 102V101H50ZM176 102V101H175ZM177 102V103H178ZM254 102H256V101H254ZM18 103V102H17ZM23 103V102H22ZM60 103V102H59ZM72 103V102H71ZM113 103H116V102H113ZM154 103V102H153ZM1 104V103H0ZM21 104V103H20ZM25 104V103H24ZM23 104V105H24ZM31 104V103H30ZM50 104V103H49ZM58 104V103H57ZM148 104V103H147ZM157 104V103H156ZM161 104V103H160ZM262 104V103H261ZM60 105V104H59ZM157 105H159V103L157 104ZM194 105V104H193ZM255 105V104H254ZM22 106V105H21ZM36 106V105H35ZM35 106H33V105H29V106H27L29 109H28V115L29 116H31V120L33 121H31V120H29V119H27V120H29V121H31V124H32V127L30 126L27 130H28V132H27V135L28 136H26V138L28 137V140H30V141H32V140H35L36 142H35V144L33 143V145H31V142H30V145L31 146H27V145H22L21 147H18L16 144H15V142H13V141H16V139H12L11 140V136L9 135V132H8V129H7V127L5 128V126H3V125H1L0 124V153H3V155H4V152L3 151H5V152H7V154L8 155H10V156H13V157H17V156H19V157H22V158H24L25 160H27V161H30V162H32V164L30 163V165H31V167H29L30 168V173L29 172H27V173H29V177H28V179H24L25 180V183H23L24 185L22 186L23 188L22 189H25L24 188V186L26 187V188H32L33 189V191H32V193L33 192H35L36 193V190L37 191H51V193H54V194H58V193H60L61 191H63V188H64V186H63V183L62 182H64V180H63V178L65 177L64 176V173H63V170L61 171L60 169H58V167H65V165H66V167H67V165L69 164L68 162H70L71 160H73L74 161V158L72 159V158H69L67 161V163L65 164V162L64 163H62L61 161V163L59 162L58 164H57V161H56V163L55 164H57V165H55L56 167H54V164L51 162V161H53V157H54V153H55V151H53L54 149H55V147H54V145H52V142L50 141V140H52L51 138H50V136L53 134V132H55V126L52 124V123H50L49 121L47 122V124L46 125H44L45 126V128H44V131H43V133H45L42 137H39V138H37V135H36V139H33L35 136H34V130L37 128V123H39L38 121V119H40L41 118V116H44L45 117V115H46V112H45V110H44V114L43 115H41V113H39L37 110L38 109H36L35 108ZM46 106V105H45ZM56 106V105H55ZM144 106V105H143ZM147 106V105H146ZM156 106V105H155ZM180 106V105H179ZM26 106L25 107H22V108H27ZM38 107V106H37ZM52 107V106H51ZM67 107H68V109H69V112L66 110L67 109ZM69 107H71V108H69ZM73 107V108H72ZM119 107V106H118ZM248 107V106H247ZM115 108V107H114ZM140 108V107H139ZM154 108V107H153ZM176 108H178V107H176ZM212 108V107H211ZM256 108H257V106H256ZM47 109V108H46ZM109 109V110H108ZM111 109V110H110ZM138 109V108H137ZM148 109V108H147ZM159 109V108H158ZM181 109H183V108H181ZM190 109V108H189ZM188 109V110H189ZM254 109V108H253ZM24 110V109H23ZM41 110V109H40ZM48 110H49V108H48ZM94 110V109H93ZM100 110H97V112L98 111H100ZM151 111H153L152 109H150ZM155 110H157V108L155 109ZM176 110H179V109H176ZM193 110V109H192ZM200 110V109H199ZM203 110V109H202ZM211 110V109H210ZM217 110V109H216ZM215 110V111H216ZM226 110V109H225ZM255 111H256V109H254ZM253 110V111H254ZM26 111V110H25ZM135 111V110H134ZM140 111H142L141 109H140ZM144 111V110H143ZM145 111H146V109H145ZM160 111V110H159ZM204 112L206 111L205 109L203 110ZM255 111H254V113H255ZM40 112H42V110L40 111ZM79 112V113H80ZM94 112H95V110H94ZM93 112V113H94ZM120 112V111H119ZM119 112L117 113L118 115H119ZM122 112V111H121ZM147 112V111H146ZM143 112L144 114L142 115V113L140 114L141 115V118H139V120H138V118H137V120L136 121H138V124L141 126V128L143 129L144 128V133H146V135L144 134V136H146L147 137V139H152L153 140V138H155V137H157V136H159L158 134H159V128L161 127H157L158 129H156V127L154 128V126H156L157 124H154L153 125V123L154 122H156V123H158L157 122V119H156V115H158V114H156V113H158V112H156V113H150L149 111V113L147 112ZM178 112V111H177ZM189 112V111H188ZM192 113H193V111H191ZM195 112V111H194ZM200 112V111H199ZM204 112H201V113H204ZM209 112V111H208ZM217 112V111H216ZM248 112V111H247ZM75 113V112H74ZM115 113V112H114ZM126 113V112H125ZM130 113V112H129ZM135 113V112H134ZM160 113V112H159ZM182 113V112H181ZM185 113V112H184ZM206 113V115H208L207 114V112H205ZM254 113L253 112H251V113H248L247 114V116L245 115V117H246V122L244 123V124H246L245 125V127L247 126L248 127V129L249 130H247L248 132L246 133H244V134H246L245 136H246V139L247 140H245V139H243V140H245L246 141V144L247 143H249L250 142V144H251V142L254 144L255 142L257 143V136H259V134H258V128L256 127L257 125H256V123L258 122V121H260V120H258V119H261L262 117V115H264L263 113H264V111L262 110V105H260V106H258V108H257V111H256V114L254 115ZM76 114V113H75ZM74 114V115H75ZM99 114H100V112H99ZM122 114V113H121ZM133 114V113H132ZM137 114V113H136ZM199 113H197V114H195V115H198ZM214 114V113H213ZM27 114L25 113V116H26ZM79 115V114H78ZM92 115V112H91V114L90 115H87V116H91ZM95 115H96V113H95ZM108 115H112V114H108ZM139 115V114H138ZM138 115H136L137 117H138ZM160 115V114H159ZM158 115V116H159ZM170 115V114H169ZM182 115V114H181ZM187 115H188V113H187ZM187 115H185V116H187ZM191 115V114H190ZM190 115H188V117H185L184 115V119H186V121H187V123L189 124V125H193L194 124V122H195V115H194V113L192 114V115H194V116H190ZM205 115V114H204ZM209 115H210V113H209ZM28 116V117H29ZM48 116V115H47ZM97 116H98V114H97ZM104 116H105V114H104ZM107 116V115H106ZM123 116H125V115H123L122 114V117ZM171 116V117H172ZM179 116V115H178ZM190 116V117H189ZM215 116V115H214ZM27 117V116H26ZM27 117V118H28ZM75 117H76V115H75ZM79 117V116H78ZM99 117H100V115H99ZM102 117V116H101ZM131 117V116H130ZM129 117V118H130ZM134 117V116H133ZM133 117H131V118H133ZM162 117V116H161ZM181 117V116H180ZM196 117H198V116H196ZM210 117V116H209ZM243 117V116H242ZM25 118V117H24ZM43 118V117H42ZM70 118V119H69ZM86 118V116L85 117H80L79 119H84L83 121H84V123L85 124H89V126L90 125H94V123L95 122H99L98 120L100 119V118H97L96 116H95V120H93L92 122H90V121H88V120H86L85 119ZM93 118H94V116H93ZM106 118V117H105ZM110 118V117H109ZM118 118V117H117ZM160 118V117H159ZM206 118V117H205ZM244 118V117H243ZM55 119V118H54ZM102 119V118H101ZM100 119V120H101ZM172 119V118H171ZM176 119V118H175ZM52 120V119H51ZM72 120H74V119H72ZM71 120V121H72ZM110 120H111V118H110ZM134 120V119H133ZM159 120V119H158ZM174 120V119H173ZM46 121V120H45ZM58 121V120H57ZM76 121V120H75ZM75 121H73L72 123L74 124V122ZM105 121H107V120H105ZM118 121V120H117ZM132 121V120H131ZM135 121V120H134ZM257 121V122H256ZM53 122V121H52ZM108 122H110L109 120H108ZM126 122V121H125ZM163 122H165V121H163ZM175 122H177V121H175ZM198 122L200 123V121L198 120ZM198 122H196L195 124H198ZM206 122V121H205ZM256 122V123H255ZM261 122V121H260ZM1 123V122H0ZM104 124H106L105 122H103ZM111 123V122H110ZM144 124V126H142L141 124ZM184 123V122H183ZM255 123V124H254ZM60 124V123H59ZM58 124V125H59ZM61 124H62V122H61ZM137 124V123H136ZM202 124V123H201ZM254 124V125H253ZM258 124V123H257ZM134 125V129H137V128H135L136 126H135V123L133 124ZM152 125H153V127H152ZM176 125V124H175ZM181 125V124H180ZM61 126V125H60ZM59 126V127H60ZM67 126V125H66ZM69 126V125H68ZM77 126V125H76ZM84 126V125H83ZM87 126V125H86ZM185 126H186V124H185ZM184 126V127H185ZM36 127V128H35ZM63 127H64V125H63ZM97 127V126H96ZM100 127V126H99ZM107 127V126H106ZM137 127H139L138 125H137ZM189 127V126H188ZM191 127V126H190ZM198 126H195V128L194 127H192V128H194V129H196ZM69 128V127H68ZM200 128V127H199ZM198 128V129H199ZM252 128H256V131H254V132H250V129H252ZM12 128H10L9 130H11ZM25 129V128H24ZM61 129V128H60ZM59 129V130H60ZM169 129V128H168ZM186 129V128H185ZM188 129V128H187ZM203 129V128H202ZM62 130V129H61ZM126 130V129H125ZM141 130V129H140ZM139 130V131H140ZM161 130L162 129H160V133L162 134V133H164V132H166V131H163V130H165V128L162 130L163 132H161ZM199 130H201V128L199 129ZM91 131V130H90ZM137 131V130H136ZM138 131V132H139ZM246 131V130H245ZM11 132V131H10ZM24 132V131H23ZM37 132V131H36ZM57 132H59V131H57ZM106 132V131H105ZM119 132V131H118ZM143 132V131H142ZM202 132H204V131H202ZM12 133H14L13 131H12ZM97 133V132H96ZM185 133H186V131H185ZM36 134V133H35ZM90 134V133H89ZM109 134V133H108ZM118 134V133H117ZM125 134V133H124ZM132 134V133H131ZM134 134V133H133ZM206 133L204 132V134L203 133H201V132H199V131H195V130H189L188 131V133L187 134H185V135H187V137H186V142H185V146L186 147H184V150H185V153L187 154V157L189 156V158L190 157H195V158H197L198 160H196L195 162H196V164H195V166H196V174L198 175V176H202L203 178H204V181L206 180H208V181H212L213 183L215 182V184L212 186L213 188H211L212 189V196L214 197V199H215V197L216 196H222V198H226L225 200H227V198L229 197V198H232V200H234V205H233V207L231 206V207H228V208H223L224 210L222 211V218H223V220H224V226H223V228L221 229V230H219L220 231V233H218V235L220 234V235H222V236H219V237H222V238H220V239H222L220 242H222V244H226L227 243V245H228V243L230 242V244H232L233 246H236L237 248L238 247H243V245H245L246 243V241L245 240H249V239H255V240H253V241H257V243H256V245H254L255 244V242H253L254 244H252V245H254L253 247L255 248V247H257V249H259V250H257V255L255 254V256L253 255L249 260H247V258L244 260V258H245V256L243 255V254H233V255H228V254H223V255H219V257H217V258H215V256L214 255H212L213 254V252L215 251V249L217 248H215L214 246L215 245H213L212 243H213V241H211V240H213V239H211L213 236H212V234H211V231L210 230H212V229H210V228H212L211 226H210V224H212L211 223V221L209 220H207L206 222L205 221H203L202 222V220L199 218H194L195 220H193V222H196V223H194V225H192V227L190 226V228L191 229H188V232H185V233H187L186 235H188L189 237V239L191 238L192 240H193V243L195 242V243H197V245H199L200 246V255L201 256H199L200 258H203L204 259V262L202 261V263H204V264H253L252 262H254V258H256L257 260H261L260 262H263V264H264V181H261L260 180V182H258V187L255 189V190H253V191H251L252 189L251 188H248V187H250V185L248 186V184L247 183H245V181H248V180H246V177L245 176H248V174H246V175H241L239 172L240 171H238V169H241L242 167H240V165H238V164H240V163H238L237 164V161H238V159L240 158V156H239V153L242 151L238 146H237V143L239 142L240 143V141L243 143V140L242 139H240L241 137H239V138H237L231 145H230V149H228V154L226 155V154H222L221 152L220 153H217V148L218 147H215L216 145H215V142H214V140H213V138H211L210 136L211 135H205ZM210 134V133H209ZM18 135V134H17ZM40 135V134H39ZM50 135V136H49ZM56 135V134H55ZM63 135V134H62ZM106 135V134H105ZM113 135V134H112ZM121 135V134H120ZM123 135V134H122ZM127 135V134H126ZM143 135V134H142ZM163 135V134H162ZM165 135H166V133H165ZM91 136H92V134H91ZM117 136V135H116ZM131 136V135H130ZM215 136V135H214ZM25 137V136H24ZM63 137V136H62ZM88 137V136H87ZM118 137V136H117ZM116 137V138H117ZM127 137V136H126ZM134 137V136H133ZM165 137V136H164ZM14 138V137H13ZM50 138V139H49ZM57 138V137H56ZM122 138V137H121ZM130 138V137H129ZM140 138V137H139ZM159 138H161V137H159ZM171 138V137H170ZM157 138H155L154 140H156ZM166 139V138H165ZM184 139V138H183ZM21 140V139H20ZM27 140V141H28ZM66 140V139H65ZM120 140V139H119ZM124 140V139H123ZM130 140V139H129ZM140 140H142L143 141V139H140ZM157 140H159V139H157ZM167 140V139H166ZM168 140H169V137H168ZM173 140V139H172ZM179 140V139H178ZM177 140V141H178ZM184 140V141H185ZM19 141V140H18ZM56 141V140H55ZM138 141V140H137ZM145 141H146V139H145ZM148 142H150L151 140H147ZM146 141V142H147ZM163 142H164V140H162ZM183 141V142H184ZM216 141V140H215ZM229 141V140H228ZM17 142V141H16ZM24 142V141H23ZM87 142V141H86ZM96 142V141H95ZM115 142V141H114ZM129 142V141H128ZM132 142V141H131ZM135 142V141H134ZM133 142V143H134ZM146 142H142V143H146ZM147 142V143H148ZM158 142H160V140L159 141H157V143ZM182 142V143H183ZM19 143V142H18ZM22 143V142H21ZM25 143V142H24ZM54 143V142H53ZM113 143V142H112ZM137 143V142H136ZM156 143V144H157ZM172 143V142H171ZM170 143V144H171ZM258 143H259V140H258ZM257 143V144H258ZM69 144V143H68ZM67 144V145H68ZM114 144V143H113ZM119 145H121L120 143H118ZM124 144V143H123ZM148 144H151V143H148ZM160 144L161 143H159L158 145L160 146ZM176 144H177V142H176ZM179 144V143H178ZM245 144V143H244ZM95 145V144H94ZM140 145V144H139ZM146 145V144H145ZM153 145V144H152ZM151 145V146H152ZM155 145V144H154ZM153 145V146H154ZM164 145H165V143H164ZM163 145V146H164ZM167 145H169V143L168 144H166L165 145V147L167 146ZM173 144H171V146H172ZM182 145V144H181ZM240 145V144H239ZM252 145V144H251ZM255 145V144H254ZM96 146V145H95ZM106 146V145H105ZM155 146H157V145H155ZM162 145L160 146V147H163ZM170 146V147H171ZM250 146V145H249ZM108 147V146H107ZM117 147H119V146H117ZM138 147V146H137ZM145 147H147V145L145 146ZM173 148H174V146H172ZM172 147L171 148H169V146H168V149H172ZM176 147V146H175ZM54 148V149H53ZM58 148V147H57ZM97 148V147H96ZM115 148V147H114ZM148 148V147H147ZM147 148H146V150H147ZM155 148V147H154ZM242 148V147H241ZM115 149H117V148H115ZM128 149V148H127ZM159 149V148H158ZM162 148H160L158 151H160ZM164 149V148H163ZM175 149V148H174ZM215 149H216V151H215ZM83 150V149H82ZM97 150V149H96ZM111 151L113 150V149H110ZM141 150V149H140ZM144 150V149H143ZM148 150H150V149H148ZM218 150H219V148H218ZM117 150H115L114 152H116ZM123 151V150H122ZM133 151V150H132ZM139 151V150H138ZM156 151V150H155ZM154 151V152H155ZM163 151V150H162ZM165 151H166V149H165ZM171 151H173V150H170V153L171 154H166L168 157H165L164 156V154H163V152H157L156 151V153H155V155H154V153L152 154L151 153V155H154V157H153V159H152V161H146V160H142L143 159V157H142V164L141 165H137L136 163L134 164V163H121V164H118V168L117 169H119L121 172H124V171H127V174L125 175V183H126V185H129L130 187H132L131 189L132 190H135V185L137 184V183H141V182H143V181H146L147 179H150L151 181H153V183H156L157 184V186H158V188L157 189H159V191H157V192H161V197L163 198V200H165V202H167V203H165V204H169L174 210H176L177 209V211H178V209H179V211H181L180 210V208H182V206L183 205H185V204H188L189 205V207L191 206L192 207V205H190L191 203H194V204H196L197 205V203H198V201L200 200L201 201V197L200 198H196V197H194V196H190V193H189V182L190 181H188V179H190V177H189V174H188V172L190 171H188V168L190 169V167L192 166H190V167H188L187 165H183L181 162H180V160H179V152H178V154L177 155H175V151L174 152H171ZM177 151V150H176ZM54 152V153H53ZM76 152V151H75ZM78 152V151H77ZM108 152V151H107ZM113 152V153H114ZM148 152V151H147ZM151 151H149V153H150ZM166 152H168V151H166ZM165 152V153H166ZM82 153H83V151H82ZM103 153V152H102ZM106 153V152H105ZM76 154V153H75ZM111 154H112V152H111ZM137 154H139V152L137 153ZM81 155V154H80ZM85 155V154H84ZM83 155V156H84ZM102 155V154H101ZM127 155V154H126ZM150 155V156H151ZM241 155V154H240ZM5 156V155H4ZM87 156V155H86ZM183 156V155H182ZM182 156H181V158H182ZM3 157V156H2ZM56 157V156H55ZM82 157V156H81ZM92 157H93V155H92ZM4 158L6 159V157H3L2 159L4 160ZM11 158V157H10ZM21 158V159H22ZM87 158V157H86ZM96 158H97V156H96ZM112 157H110V159H111ZM126 158V157H125ZM180 158V159H181ZM55 159V158H54ZM57 159V158H56ZM127 159V158H126ZM128 159H130L129 157H128ZM136 159H138V158H136ZM188 159V158H187ZM194 159V158H193ZM3 160H1V161H3ZM7 160H8V158H7ZM60 160V159H59ZM65 160V159H64ZM105 160H107V159H105ZM112 160V159H111ZM121 160V159H120ZM140 160V159H139ZM195 160V159H194ZM26 161V164H28V162ZM84 161V160H83ZM240 161V160H239ZM25 162V161H24ZM76 162V161H75ZM133 162V161H132ZM137 162V161H136ZM144 162V163H143ZM188 162H190V161H188ZM1 163V162H0ZM4 163V162H3ZM71 163V162H70ZM85 163V162H84ZM105 163V162H104ZM113 163V162H112ZM257 163V162H256ZM25 164V165H26ZM72 164V163H71ZM82 164V163H81ZM93 164V163H92ZM107 164V163H106ZM134 164V165H133ZM187 164V163H186ZM189 164V163H188ZM113 165H114V163H113ZM190 165V164H189ZM258 165V164H257ZM71 166V165H70ZM80 166V165H79ZM105 166V165H104ZM140 166H142L143 167V169H141L140 170ZM263 166H264V163H263ZM1 167V166H0ZM11 167V166H10ZM9 167V168H10ZM77 167H78V165H77ZM262 167V166H261ZM8 168V167H7ZM8 168V169H9ZM11 168H13V167H11ZM68 168H70L69 167V165H68ZM14 169H15V167H14ZM20 169V168H19ZM77 169V168H76ZM94 169V168H93ZM65 170V169H64ZM74 170V169H73ZM78 170H80V169H78ZM113 170V169H112ZM2 171V170H1ZM0 171V172H1ZM5 171H7V170H5ZM17 171V170H16ZM16 171H13V174L12 175H14V172L16 173ZM25 171V170H24ZM26 171H28V169L26 170ZM66 171V170H65ZM77 171V170H76ZM108 171V170H107ZM248 171V170H247ZM244 172V171H243ZM2 173H3V171H2ZM8 173V172H7ZM10 173H12V172H10ZM68 173V172H67ZM80 173V172H79ZM30 174H33L32 176H30ZM74 174V173H73ZM105 174V173H104ZM262 174V173H261ZM3 176V175H5L4 173L3 174H1L0 173V176ZM12 175H10V177H12ZM17 175V174H16ZM28 175V174H27ZM82 175V174H81ZM102 175V174H101ZM100 175V176H101ZM117 175V174H116ZM259 175V174H258ZM15 176V175H14ZM17 176H19V175H17ZM111 176V175H110ZM252 176V175H251ZM262 176V175H261ZM20 177V176H19ZM22 177H24L23 175H22ZM70 177H73V175L72 176H70ZM74 177H75V175H74ZM78 177H79V175H78ZM77 177V178H78ZM82 177V176H81ZM105 177V176H104ZM123 177V176H122ZM210 177V178H209ZM245 177V178H244ZM3 178V177H2ZM100 178V177H99ZM107 178H108V176H107ZM4 179V178H3ZM12 179H13V177H12ZM12 179H11V181H12ZM22 179V180H23ZM72 179V178H71ZM76 179V178H75ZM105 179V178H104ZM109 179V178H108ZM107 179V180H108ZM249 179V178H248ZM251 179V178H250ZM249 179V180H250ZM9 177H8V182H9ZM18 180H20V179H18ZM18 180H16V181H18ZM191 180V179H190ZM200 180V178H198V182H199V184H201L202 185V181H199ZM7 182L8 184H5V185H3L4 186V188L3 189H5V188H7L8 186H9V184H12V182ZM14 181V180H13ZM83 179H81V178H78L77 180H76V182H75V184L77 185H79V184H81V183H83ZM86 181V180H85ZM85 181H84V183H85ZM99 181V180H98ZM122 181V180H121ZM150 181V182H151ZM195 181H197V180H195ZM205 181V182H206ZM20 182V181H19ZM67 182V181H66ZM194 182V181H193ZM205 182H203L204 184H206ZM1 183H2V181H1ZM4 183V182H3ZM6 183V182H5ZM83 183V184H84ZM108 183V182H107ZM146 183V182H145ZM254 183H257V181L255 182V181H253L252 183H251V185L253 186L254 185ZM70 184V183H69ZM144 184V183H143ZM151 184V183H150ZM156 184L154 185V186H156ZM13 185H17L16 183H14ZM65 185V184H64ZM72 185V184H71ZM77 185V186H78ZM138 185V184H137ZM139 185H141V184H139ZM153 185V184H152ZM198 185V184H197ZM2 186V187H3ZM11 186V185H10ZM19 186H20V183H19ZM81 186H82V184H81ZM248 186V187H247ZM1 187V186H0ZM12 187V186H11ZM10 187V188H11ZM13 187H15V186H13ZM21 187V186H20ZM20 187H17V189L18 188H20ZM137 187V186H136ZM128 188V187H127ZM203 188V187H202ZM8 189H9V187H8ZM12 189H14V191H17V190H15V188H12ZM32 189H30V190H32ZM68 189V188H67ZM75 189V188H74ZM81 189V188H80ZM130 189V190H131ZM137 189V188H136ZM211 189H210V191H211ZM6 190V189H5ZM11 190V189H10ZM35 190V191H34ZM73 190V189H72ZM103 190V189H102ZM101 190V191H102ZM203 190V189H202ZM7 191V190H6ZM9 191V190H8ZM13 191V190H12ZM21 191V190H20ZM24 191V190H23ZM137 190H135V192H136ZM138 191H139V189H138ZM204 191V190H203ZM2 193H3V191H1ZM1 192H0V194H1ZM18 192H19V190H18ZM64 192V191H63ZM62 192V193H63ZM103 192V191H102ZM108 192V191H107ZM249 192V195L248 196H250V198L247 200V205L245 206V207H242V209H240L241 207H239L238 206V202H237V200L238 201H240L239 199H245L246 197H244V195H246V193H248ZM4 193H6V192H4ZM11 193V192H10ZM14 193V192H13ZM25 193V192H24ZM24 193H22V194H24ZM45 193V192H44ZM133 193V192H132ZM12 194V193H11ZM21 193H19V195H20ZM28 194V193H27ZM31 194V193H30ZM85 194V193H84ZM130 194V193H129ZM136 194V193H135ZM2 195V194H1ZM1 195H0V199L2 198L1 197ZM4 195V194H3ZM15 195H17V193L15 194L14 193V196L13 197H17V196H15ZM26 195V194H25ZM24 195V196H25ZM35 195V194H34ZM99 197L101 198V203L102 202H105L106 203V205H108L109 203H113V202H116V201H118V197L120 198V196L119 195H117L116 193H103V194H100V192H99ZM132 195V194H131ZM7 196H8V194L5 196L6 198H4L3 199V201L4 200H6L7 199ZM22 196V195H21ZM21 196H19V197H21ZM27 196V195H26ZM25 196V197H26ZM29 196V195H28ZM27 196V197H28ZM32 196H33V194H32ZM32 196H31V198H32ZM68 196V195H67ZM122 196V195H121ZM204 196V195H203ZM202 196V197H203ZM4 197V196H3ZM30 197V196H29ZM69 197V196H68ZM98 197V198H99ZM124 197V196H123ZM126 197V196H125ZM210 197V196H209ZM212 197V198H213ZM9 198L10 197H8V199L7 200H9ZM21 198H23V197H21ZM21 198H19V199H21ZM39 198V197H38ZM59 198H60V196H59ZM99 198V199H100ZM122 198V197H121ZM121 198L119 199V201L118 202H120V200H121ZM148 198V197H147ZM228 198V199H229ZM65 199V198H64ZM83 199H84V197H83ZM135 199H136V196H135ZM154 199V198H153ZM204 198H202V200H203ZM218 199V198H217ZM237 199V200H236ZM2 200V199H1ZM1 200H0V234L3 232V231H5V229L7 228L8 229V225H9V223H10V213H11V210H13V209H16V211L19 209V207H21V204H20V206L18 207V209H17V207L16 208H14L17 204H18V202L16 203V205L14 206V204H13V202L11 203H6L7 201H5V202H1ZM35 200V199H34ZM57 200V199H56ZM59 200V199H58ZM69 200V199H68ZM85 200V199H84ZM83 200V201H84ZM126 200V199H125ZM129 200V199H128ZM224 200V199H223ZM236 200V201H235ZM14 201V200H13ZM19 201V200H18ZM38 201V200H37ZM53 201H54V199H53ZM65 201V200H64ZM71 201V200H70ZM139 201V200H138ZM160 201V200H159ZM219 201V200H218ZM9 202V201H8ZM21 202V201H20ZM67 202V201H66ZM69 202V201H68ZM74 202V201H73ZM72 202V203H73ZM84 202H86V201H84ZM118 202H117V205H118ZM122 202V201H121ZM202 202V201H201ZM41 203V202H40ZM39 203V204H40ZM62 203V202H61ZM72 203H67V205L66 206H68V207H70V209H67V212H68V210H70L71 211V213H72V215L70 216V219L68 218V220L67 221H69L70 220V222L68 223H64V222H62V223H57L55 220V217H53V219L50 221V220H48V221H50V223L49 222H47V220L46 219H44V214H47V213H45L46 211H48L47 209L49 208H47V205L45 206V204H43V206L41 205V207H37V206H39V205H35L36 207L35 208H38V210H36V212L34 213L33 212V214H32V218H31V221H33V223H36L37 225H47V227L48 226H50V229H51V233H53L54 232V234L56 233V234H59V236H63V238L65 237V238H67L66 240H70V242L71 241H73L72 243H76V245L78 244V243H80L81 244V242L83 241L84 242V240H88V242H87V244H88V248L89 249H95L94 251H97V252H100L101 253V259H102V264H157L156 262H159V261H162L163 260V257H162V255H163V253H164V255H166L165 253H167V254H169L168 256L170 257L173 253H172V251L174 252L175 250L173 249V247L174 246H176V245H171V246H168V244L170 245V243L172 244V243H175V242H171V241H169L168 239V241L170 242H168L167 241V243H166V241H165V244L164 245H166L167 244V246H166V248H164L163 250H165L164 252H162V255H161V257H162V260H158L157 258H156V254H157V252L159 253L160 251H157L156 250V253L154 252V251H150V248H149V246H147L146 244L147 243H144V248H139V249H136V250H132L131 251V249L129 248L130 246H132V245H129L128 246V239H127V234H128V230L129 229H127L128 228V226L127 225H130L129 223H130V221L129 220H131V219H127V220H123L124 222H121L122 221V218H121V221L119 222L120 224H118L119 226L118 227H114L113 226V223L111 222V220H110V214H111V211L113 210H111L110 211V206H108L107 208L109 209V211H110V214L108 213V210L106 209V208H104V207H106V205L102 208L101 206H102V204H101V206H100V208H98L97 210H95V212L93 213V215L91 214V216L89 215V217H88V214L87 215H85V214H83L82 212L83 211H80V210H78V207H74L73 205H72ZM77 203V202H76ZM83 203V202H82ZM104 203V204H105ZM190 203V204H189ZM241 203V202H240ZM12 204H13V206H12ZM48 204V203H47ZM139 204V203H138ZM153 204V203H152ZM57 205V204H56ZM64 205V204H63ZM82 205H84V204H82ZM88 205V204H87ZM116 205V204H115ZM114 205V206H115ZM125 205V204H124ZM216 205V204H215ZM242 205V204H241ZM66 206H64L65 208H66ZM85 206V205H84ZM84 206H83V208H84ZM98 206V205H97ZM119 206V205H118ZM199 206V205H198ZM220 206V205H219ZM23 207V206H22ZM63 207V208H64ZM113 207V206H112ZM138 207V210L137 209H135V210H137L138 212L137 213H139L140 215L141 214H144L145 212H146V210H145V207H141V205H138L137 206ZM147 207V206H146ZM26 208V207H25ZM33 208V207H32ZM34 208V209H35ZM62 208V210H64L65 211V208L63 209ZM77 208V209H76ZM116 208V207H115ZM124 208V207H123ZM185 208V207H184ZM187 208H188V206H187ZM186 208V209H187ZM194 208V207H193ZM195 208H197V206H195ZM24 208H22V210H23ZM33 209V210H34ZM75 209V210H74ZM80 209V208H79ZM81 209H82V207H81ZM118 209V208H117ZM213 209V208H212ZM19 210H21V209H19ZM28 210V209H27ZM26 210V211H27ZM76 210H78V211H76ZM115 210V209H114ZM122 210V209H121ZM121 210H119V211H121ZM135 210H133V211H135ZM188 210V211H187ZM187 210H182V211H184V212H189V209H187ZM195 210V209H194ZM193 210V211H194ZM196 210H199L198 208L196 209ZM204 210V209H203ZM24 211V210H23ZM22 211V212H23ZM117 211V210H116ZM148 211V210H147ZM181 211V213H183ZM218 211V210H217ZM18 212V211H17ZM20 212V211H19ZM63 212V211H62ZM66 212V213H67ZM118 212V211H117ZM116 212V213H117ZM150 212V211H149ZM198 212V211H197ZM13 213V212H12ZM30 213V212H29ZM87 213V212H86ZM112 213H114V211L112 212ZM132 213H134V212H132ZM196 213V212H195ZM13 214H16V213H13ZM21 214H23V213H21ZM28 214V213H27ZM68 214V213H67ZM148 214V213H147ZM179 214H180V212H179ZM184 214V213H183ZM196 214H200V212L199 213H196ZM18 215V214H17ZM48 215V214H47ZM58 215H60L61 216V214H58ZM57 215V216H58ZM112 215V214H111ZM116 215V214H115ZM118 215H119V213H118ZM122 215V214H121ZM132 215V214H131ZM178 215V214H177ZM185 215V214H184ZM217 215V214H216ZM220 215V214H219ZM12 216V215H11ZM21 216V215H20ZM24 216H25V214H24ZM29 215H27V217H28ZM59 216V217H60ZM120 216V215H119ZM127 215H125L124 217L125 218H127L126 217ZM134 216V215H133ZM133 216H131L130 218H132ZM144 216V215H143ZM142 216V217H143ZM186 216H188V213H187V215ZM13 217V216H12ZM11 217V218H12ZM31 217V216H30ZM47 217V216H46ZM64 217V216H63ZM112 217V216H111ZM114 217V216H113ZM136 217V216H135ZM169 217V216H168ZM179 217H181V214H180V216H178V218ZM195 217V216H194ZM199 217H201L200 215H199ZM48 218V217H47ZM50 218V217H49ZM118 219H119V217H117ZM116 218V219H117ZM134 218V217H133ZM183 217H181V218H179V219H182ZM186 218V217H185ZM175 219V218H174ZM177 219V218H176ZM210 219H212V218H210ZM29 220H30V218H29ZM114 220V222H116L115 221V218L113 219ZM112 220V221H113ZM132 220H134V219H132ZM138 220V219H137ZM167 220V222H165V226H166V231H167V229H168V233H170V231H171V233L172 232H176L177 233V229H179V227L176 229V225L177 224H179V221H178V219L176 220V221H178V223L175 225V223H172L173 221L175 222V220H171V218L169 219L170 221H172V222H168V218H166L165 219V221ZM183 220V219H182ZM201 220V221H200ZM57 221H58V219H57ZM186 221V220H185ZM132 222H135V220L134 221H132ZM163 222H164V220H163ZM163 222H156V223H159V224H162ZM180 222H182V221H180ZM151 223V222H150ZM185 223V222H184ZM190 223H191V221H190ZM30 224H31V222H30ZM29 224V225H30ZM115 224V223H114ZM117 224V223H116ZM132 225V224H131ZM145 225V224H144ZM147 225V224H146ZM114 227V230L112 229L113 227ZM135 226H136V224H135ZM152 226V225H151ZM157 226V225H156ZM162 226V225H161ZM177 226H180V224L179 225H177ZM182 226V225H181ZM41 227V226H40ZM47 227L45 228V226L43 227V228H45V229H47ZM74 227H76V230H74ZM133 228L132 226H129V228ZM184 227V226H183ZM135 228V227H134ZM153 228H155V227H153ZM158 228H159V226H158ZM182 228V227H181ZM194 228V229H193ZM112 231H111V230ZM160 229V228H159ZM158 229V230H159ZM210 229V230H209ZM133 230V229H132ZM138 230V229H137ZM153 230H155V229H153ZM153 230H152V232H153ZM161 230V229H160ZM216 230V229H215ZM25 231V230H24ZM47 231H49L50 232V230L48 229ZM178 231H180V230H178ZM213 231V230H212ZM48 232V233H49ZM133 232V231H132ZM131 232V233H132ZM158 232V231H157ZM156 231H155V233H157ZM161 232H162V230H161ZM214 232V231H213ZM26 233V232H25ZM24 233V234H25ZM29 233V232H28ZM130 233V232H129ZM135 233V232H134ZM184 233V234H185ZM4 234H6L5 232H4ZM158 234H160V233H158ZM183 234V235H184ZM52 235V234H51ZM130 235V234H129ZM132 235V234H131ZM167 235H169V234H167ZM173 235V234H172ZM176 235V234H175ZM174 235V236H175ZM214 235V234H213ZM217 235V234H216ZM49 236V235H48ZM152 236V235H151ZM150 236V237H151ZM174 236H172V239L171 240H173V237ZM176 236H178V234L176 235ZM180 236H181V234H179V238L178 237H176V238H178V241H180ZM24 237V236H23ZM133 237V236H132ZM138 238H139V236H137ZM142 237V236H141ZM59 238V240H60V237H58ZM62 238V239H63ZM128 238H129V236H128ZM155 238L156 237H154V239L152 238L151 239V245H153V246H155L156 247V245H154L156 242H155ZM169 238H171V237H169ZM187 238V239H188ZM25 239V238H24ZM134 239V238H133ZM163 239V238H162ZM175 239V238H174ZM55 240H56V238H55ZM129 240H132V238L131 239H129ZM142 240V239H141ZM145 240V239H144ZM176 240V239H175ZM134 241H136V240H134ZM174 241V240H173ZM178 241L176 242L178 245H180V244H183L184 242H183V236H182V240L180 241V242H183V243H178ZM185 241V240H184ZM26 242H27V240H26ZM82 242V243H83ZM132 242V241H131ZM138 242H139V240H138ZM138 242H136V243H138ZM144 242H146V241H144ZM147 242H148V240H147ZM252 242V241H251ZM62 243V242H61ZM133 243V242H132ZM131 243V244H132ZM135 243V242H134ZM186 243V242H185ZM143 244V243H142ZM149 244H150V242H149ZM81 245H83V244H81ZM103 245H105V246H107V248L108 249H103ZM134 245V244H133ZM136 245V244H135ZM150 245V246H151ZM184 245V244H183ZM192 245V244H191ZM193 245H195V244H193ZM196 245V246H197ZM250 245V244H249ZM77 246H79V245H77ZM83 246H85V245H83ZM104 246V247H105ZM141 246V245H140ZM140 246H138V247H140ZM182 246V245H181ZM195 246V247H196ZM198 246V247H199ZM246 246V245H245ZM244 246V247H245ZM81 247V246H80ZM137 246H136V248H138ZM154 247V248H155ZM184 247V246H183ZM189 247V249H192V248H190V246H188ZM222 247V246H221ZM87 248V249H88ZM106 248V247H105ZM153 248V247H152ZM176 248V247H175ZM239 248V249H240ZM252 248V247H251ZM253 248V249H254ZM135 249V248H134ZM178 249V248H177ZM184 249L186 250L187 248L186 247H184ZM222 249V248H221ZM152 250H155V249H152ZM159 250V249H158ZM162 250V251H163ZM187 251H188V249H187ZM197 251H198V249H197ZM259 251V252H258ZM92 252V251H91ZM220 252V251H219ZM75 253V252H74ZM198 253V252H197ZM222 253V252H221ZM226 253V252H225ZM228 253V252H227ZM95 255L96 254H98V253H94ZM230 254V253H229ZM232 254V253H231ZM92 255V254H91ZM156 255V256H155ZM159 255H160V253H159ZM97 256V255H96ZM197 256V255H196ZM214 256V257H213ZM93 257H95V256H93ZM160 257V256H159ZM161 257H160V259H161ZM167 257V256H166ZM165 257V258H166ZM164 258V259H165ZM168 258V257H167ZM177 258V257H176ZM195 258V257H194ZM199 258V259H200ZM170 259V258H169ZM168 259V261H167V259H166V261L168 262V264H171L170 262H171V260H169ZM253 259V260H252ZM12 260V259H11ZM94 260V259H93ZM156 260H158V261H156ZM100 261V260H99ZM258 261V262H259ZM178 262V261H177ZM99 263V262H98ZM160 263V262H159ZM158 263V264H159ZM162 264V263H161Z\"/></svg>",
  "mask_w": 264,
  "mask_h": 264
}]
</instances>
